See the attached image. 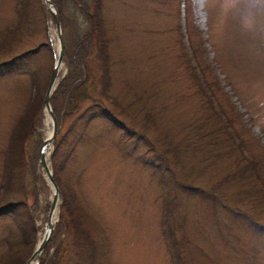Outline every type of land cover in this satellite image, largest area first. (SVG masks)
Returning <instances> with one entry per match:
<instances>
[{
  "label": "rangeland",
  "instance_id": "374dc122",
  "mask_svg": "<svg viewBox=\"0 0 264 264\" xmlns=\"http://www.w3.org/2000/svg\"><path fill=\"white\" fill-rule=\"evenodd\" d=\"M51 1L65 52L47 157L60 200L31 264H264V16L249 33L198 0H102L105 76L94 0ZM57 48L44 0H0V264H26L45 235L52 188L38 160ZM224 133L241 150L216 159ZM239 157L245 180L216 187Z\"/></svg>",
  "mask_w": 264,
  "mask_h": 264
},
{
  "label": "trees",
  "instance_id": "16d2710c",
  "mask_svg": "<svg viewBox=\"0 0 264 264\" xmlns=\"http://www.w3.org/2000/svg\"><path fill=\"white\" fill-rule=\"evenodd\" d=\"M102 0H94V10L95 12L94 13H90V19L91 20V23L92 24V27H91V31L89 32V36H95L98 38V49H100L101 51H103L104 49V53H105V56L104 55H101L102 58L105 59V62H104V75H109V55H108V49H107V45H108V38H106L105 36V30L103 28V22H102V13H101V9H102ZM58 11H59V16L61 17V9H60V6L58 5ZM100 38V40H99ZM42 44H48L47 42L45 43H41L40 45ZM90 49L92 48L91 46L89 47ZM194 50V49H193ZM72 60V58H70ZM109 81L106 82V84H108ZM60 87V86H59ZM54 109V108H53ZM58 118V116H57ZM111 119H113L114 123L125 128L126 126L117 121L116 119H114L112 116H111ZM221 126H219L218 128H220ZM33 129V127L31 125H29V128L27 130V133H29V131ZM16 134L13 135V137H15ZM203 136V135H201ZM220 137H222V140L219 139ZM230 137L232 138L231 134L229 133H224V135H220L217 139V142H220L225 148L223 149V151H220L218 153H216V159L218 157H223V156H226L228 155L231 151L235 150V149H239L241 150V147H240V144L238 142H235L237 143V146L235 145V143L233 141H229L230 140ZM228 140V144L225 142ZM13 143H11L12 145ZM244 145V144H243ZM236 147V148H235ZM227 148V149H226ZM241 153H243L242 151H240ZM18 154V149L16 151H14V148L13 146L7 148L6 150V161H5V168L7 169L8 168V165L11 164V161H12V158L15 157V155ZM8 157V158H7ZM10 160V161H9ZM19 162V160L17 161V163ZM240 162L239 164L241 165V167L237 166L236 168H234V165H232L229 169L231 170H227V172L224 174V176L222 177V179H220L218 181V183H215V186L219 187V186H223L225 184H230V183H237L239 181V183L243 182L246 178V173L247 171H249L250 167H251V161H248L245 159V157H239V161ZM255 164V162L252 161V164ZM234 168V169H232ZM155 169H158V167H155ZM156 171V170H155ZM233 177V178H232ZM193 186V185H192ZM201 191V194L203 195L204 194V191L200 190ZM234 191H237L239 195H244L246 196V194H248L250 191L248 190V187L247 185L246 186H239L237 187L236 189H234ZM65 196H66V200H63L62 202V208H66L65 206L67 205V208L68 210L70 211H73L75 212V206L73 204V197H72V193L69 194L68 190H65ZM68 197V199H67ZM217 198V195L215 194V191L214 190H211V200L215 201ZM67 201V202H66ZM227 205L234 210V212L238 215H249L251 217V214L247 211L246 208L242 207V206H237L235 204H230V203H227ZM234 216V215H233ZM78 218L77 215H74L72 217V220L76 221ZM23 229V227H21ZM26 230V229H25ZM35 234V232H34ZM35 237H32L31 240H29L28 238L25 239V242L27 241V244H31V245H34V240ZM8 252V251H6ZM11 255V254H10ZM9 255V258L10 260L7 259V263L9 264H13L11 261H14ZM3 260L4 258L2 257L1 261H2V264H3ZM6 260V259H5Z\"/></svg>",
  "mask_w": 264,
  "mask_h": 264
},
{
  "label": "water",
  "instance_id": "95a60500",
  "mask_svg": "<svg viewBox=\"0 0 264 264\" xmlns=\"http://www.w3.org/2000/svg\"><path fill=\"white\" fill-rule=\"evenodd\" d=\"M44 7L46 10V13L52 14V16L54 18V24H55V29H56V40H57V44H58V48H57L58 52L56 55L54 65L52 67V71H51V74L49 77L47 90H46L45 97L43 100V106L45 107L46 114L50 118L52 129H51L50 135L47 136L43 140L42 144L40 145L38 165H41L45 171V174L47 177V182L49 183V185L52 188V197H51V205H50V209H49L45 235L40 240V242L37 244L31 258L27 261L26 264H31V260L34 257L38 258L41 251L43 250L46 243L48 242V240L52 234V231H53V221H52L53 212H55V209L57 208V205H59V200H60L59 199V189H58L57 184L55 183V181L53 179L52 172H51L49 165L47 163V157H50L52 154L53 140L55 137V133L57 131V119H56L55 114L53 113V110L51 108L50 96H51V93L56 88V86L59 82L57 77H58L59 70L61 68L63 58L65 56V52H64V44H63V39H62L61 22L59 19V15H58L56 6L51 0H44ZM35 264H37V263H35Z\"/></svg>",
  "mask_w": 264,
  "mask_h": 264
},
{
  "label": "clouds",
  "instance_id": "9594fccd",
  "mask_svg": "<svg viewBox=\"0 0 264 264\" xmlns=\"http://www.w3.org/2000/svg\"><path fill=\"white\" fill-rule=\"evenodd\" d=\"M216 6L224 16H236L242 31L256 33L264 16V0H198L196 7L206 16Z\"/></svg>",
  "mask_w": 264,
  "mask_h": 264
},
{
  "label": "bare ground",
  "instance_id": "6f19581e",
  "mask_svg": "<svg viewBox=\"0 0 264 264\" xmlns=\"http://www.w3.org/2000/svg\"><path fill=\"white\" fill-rule=\"evenodd\" d=\"M56 213H57V212H55V214H54V215H55V217H56Z\"/></svg>",
  "mask_w": 264,
  "mask_h": 264
}]
</instances>
